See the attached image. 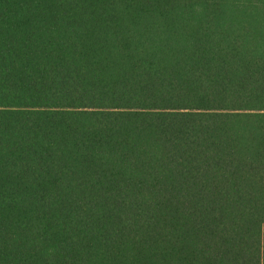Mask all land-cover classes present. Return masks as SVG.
I'll list each match as a JSON object with an SVG mask.
<instances>
[{"label":"trees","instance_id":"trees-1","mask_svg":"<svg viewBox=\"0 0 264 264\" xmlns=\"http://www.w3.org/2000/svg\"><path fill=\"white\" fill-rule=\"evenodd\" d=\"M0 264H264V0H0Z\"/></svg>","mask_w":264,"mask_h":264}]
</instances>
